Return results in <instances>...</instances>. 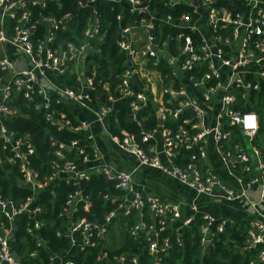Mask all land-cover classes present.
I'll return each instance as SVG.
<instances>
[{
	"label": "built area",
	"instance_id": "1",
	"mask_svg": "<svg viewBox=\"0 0 264 264\" xmlns=\"http://www.w3.org/2000/svg\"><path fill=\"white\" fill-rule=\"evenodd\" d=\"M49 1L54 0H0V46H4L0 54V168L11 182L32 191L20 201L0 195V264H24L14 237L22 218H26V231L36 236V246L47 247L39 234L47 225L41 217L43 206L37 202L40 190L51 189L61 179L78 186L81 179L99 172L125 192L104 194L114 207L101 221L84 214L92 206L88 193L79 186L69 192L59 209L66 222V249L71 245L84 249L108 243L114 247L100 250L96 257L99 264H166L164 255L172 246L184 243V231L191 230L197 218L202 219L198 230L203 246L211 242L213 228L222 231L232 222L210 212L198 214L196 200L206 195L229 205L240 200L249 204L255 214L246 220L244 246L256 247L258 252L248 264H264V213L258 209L264 202V159L253 144L259 118L254 110L242 109L250 101L249 92L264 83V70L247 67L251 61L259 63L264 57V0L163 1L174 9L181 3L189 6L180 13L160 11L152 7L151 0H76L78 6L89 8L82 35L76 40L58 38V32L63 31L76 35L70 11L54 14L35 9L45 7ZM99 4L119 8L116 44L125 54V66L110 79L101 77L97 66L87 64L88 55L101 52L106 33ZM124 10L136 17L122 25ZM164 24L188 28L197 37L180 30L175 35L169 32L164 38ZM65 72L75 75L78 88L65 84ZM99 89L105 102L94 100L92 93ZM13 93L32 102L35 110H43L45 123L56 130L85 134L84 138L62 139L52 133L55 148L53 159L47 160L53 168L50 174L40 176L32 165L37 149L30 133L16 135L4 123V119L21 114L17 106L9 104ZM130 96L131 119L142 127V140H156L148 151L134 140L133 134H111L105 120L114 114L118 101ZM147 99L158 103L156 113L162 122L167 111L174 116L188 111L174 134L163 123L153 129L144 127L145 117L139 110ZM61 103L68 109L71 105L82 108L94 121L79 118L69 109L78 120L75 123L58 106ZM166 104L175 107L169 109ZM92 123L115 143L118 151L136 159L133 167L121 169L105 160V153L90 142ZM225 125L236 126L245 144L236 142ZM208 141L234 183L226 181L209 164ZM193 145L196 149L186 156V161L176 160L181 146ZM65 150H74L80 161ZM141 167L156 168L176 177L197 196L183 202L146 193L134 181V174ZM254 187L259 190L258 200L248 195ZM185 207L192 212L186 214ZM132 210L136 212V222L128 232L133 238H144L146 260L140 253L126 251L128 248L119 237L122 228L118 221ZM56 233L62 234L61 230ZM120 245L122 249L117 248ZM27 253L29 257H40L37 249ZM63 256V252L48 249L43 264H71Z\"/></svg>",
	"mask_w": 264,
	"mask_h": 264
},
{
	"label": "trees",
	"instance_id": "2",
	"mask_svg": "<svg viewBox=\"0 0 264 264\" xmlns=\"http://www.w3.org/2000/svg\"><path fill=\"white\" fill-rule=\"evenodd\" d=\"M55 1V0H54ZM49 1L48 4L41 8L36 6L35 9L42 10L44 13L61 14L65 11H70L73 14V30L76 35H72L71 31L58 32L59 39H73L76 40V36H81L85 26V16L88 12L87 7L78 6L76 0H59V4L56 1ZM164 0H151L152 7L157 8L163 12L180 13L183 10H188L189 6L181 3L175 6L167 5ZM97 8L102 13L103 26L106 28L104 40L101 43V52L90 54L87 57L88 67L95 65L98 67L100 76L106 79H110L112 74L115 76L122 71L125 66L124 59L125 54L119 51L116 44L118 20L116 19V13L118 7H110L107 4H99ZM123 11L125 17L122 19L121 24L134 17L135 14ZM175 11V12H174ZM42 29V26H41ZM184 30L190 32L194 38L197 34L190 31L188 28H180L177 26L164 24L163 34L164 38L170 32L176 34V32ZM218 31H221L218 30ZM41 30L37 34L41 35ZM168 41L172 42V39L168 36ZM247 67L253 70H264V57L258 62L251 61L247 64ZM65 84L78 88L80 83L76 80L75 75L69 72L63 74ZM116 80V78H115ZM99 93V94H96ZM102 91L92 93L94 100L98 103L105 102L104 95H100ZM238 93H241V89H238ZM10 97L9 104L17 106L21 112L12 118L4 119V123L10 128L15 130L16 135H23L30 133L33 142L36 146L37 153L32 155V165L39 170L40 176L44 174H50L53 170L52 166L47 160L53 159V150L55 145L52 144L51 135L55 133L62 139L70 138H84L85 134L79 131H71L68 129L56 130L54 127L45 123L44 111L35 110L32 107V102L24 99L21 94L13 93ZM250 101L243 106V110H254L259 118V127L253 138V144L256 145L264 159V83L261 82L260 86L256 89H252L249 92ZM98 95V96H95ZM130 97L122 101H118L115 105V112L113 115H109L105 118L108 129L111 134L122 137L126 133L133 134L134 140L146 151L149 147L154 145L155 138L150 137L147 140H142V127L131 119V112L129 102ZM141 103V102H140ZM61 109L69 114L74 122L78 120L72 115L68 107L61 103L58 105ZM158 103L147 99L145 103H141L139 114L144 116V127L147 129H153L158 124V117L156 113ZM169 109L175 107V105H168ZM188 114V111H183L182 114L174 116L169 111L166 112L163 120V126L168 128L171 134L177 130L178 125L183 123V116ZM225 129H230L236 142L244 143L243 137L236 126L225 125ZM196 149L193 145L190 148L181 146L179 148L178 156L176 160L186 161L188 154L192 153ZM70 157L76 159L77 162L80 158L75 155L74 150H65ZM183 156V157H182ZM17 169V165H15ZM239 172V170H237ZM252 173V172H251ZM246 175L247 172H244ZM79 186V187H78ZM74 185L72 183H66L64 180H60L51 189H43L38 192L37 202L43 206V213L41 217L45 219L47 225L40 231V237L46 242L47 247L36 246V236L26 231V218H22L14 232L15 246L18 250L21 261L24 264H43V261L47 259L48 249L56 252L64 253V260L71 261V264H99L96 257L102 248L112 250L110 247L112 244L97 243L92 246H88L84 249H80L77 245H71L67 248V231L66 222L63 215L59 214V209L64 203L67 194L77 187L82 190L83 193H88L92 199V206L89 212H84L89 218H96L97 220H103L104 214L114 207V203L104 198L105 193L109 194H122L125 189L121 187H115L114 181L108 179L104 173H92L88 179H81L79 184ZM30 188L20 186L11 182L6 177V171L0 168V195L2 197H11L15 201L24 199L27 195L31 194ZM192 211L185 207V213L190 214ZM202 221L201 218H197L196 222L192 223L191 230H185L184 243L182 245L172 246L168 254L164 255L166 264H248V262L255 258L258 252L256 247L244 246L246 239V221H232L228 222L222 231H217L213 228L212 240L206 246L200 244V233L198 230V224ZM136 222V212H132L119 219L118 225L122 228V234L120 233L121 241L127 250L140 253L142 258L146 260L148 253L146 250V244L142 236L132 237L130 236L128 229ZM57 230H61L62 234L57 235ZM123 236V238H122ZM117 247V246H116ZM122 249V245L117 247ZM114 248V249H117ZM37 249L40 257H29L28 251ZM65 250H67L65 252ZM141 250H144L143 253Z\"/></svg>",
	"mask_w": 264,
	"mask_h": 264
},
{
	"label": "crops",
	"instance_id": "3",
	"mask_svg": "<svg viewBox=\"0 0 264 264\" xmlns=\"http://www.w3.org/2000/svg\"><path fill=\"white\" fill-rule=\"evenodd\" d=\"M4 50V46H0V51ZM69 109L74 111L79 118L88 119L94 121V118L88 117L89 114L82 108L74 109L70 106ZM90 132L93 135V139L90 142L96 144L103 153H105V160L118 168L126 169L133 167L136 159L131 155H125L118 151V148L111 149L108 144V137L98 127L96 123L90 125ZM160 135V132H156ZM210 148L208 149V162L215 168L216 171L228 182L234 183L226 167L218 158L216 152L212 148V143L208 141ZM9 178V177H8ZM173 180L177 181L176 183ZM134 181L138 187L143 189L148 194L156 195L164 200H179L183 202L192 201L197 195L194 190L187 188L184 184L169 174L163 173L159 169L150 167H141L137 173L134 174ZM185 186V187H184ZM248 195L251 199L258 200L259 190L258 187H254L249 190ZM217 202L216 206L210 204V201ZM198 214L203 212L214 213L217 216L224 217L232 221L244 222L255 213L249 204L245 200H240L232 204L223 203V201L208 199L206 195H201L197 200ZM259 211L264 213V202L258 205ZM264 247V244L262 245Z\"/></svg>",
	"mask_w": 264,
	"mask_h": 264
},
{
	"label": "rangeland",
	"instance_id": "4",
	"mask_svg": "<svg viewBox=\"0 0 264 264\" xmlns=\"http://www.w3.org/2000/svg\"><path fill=\"white\" fill-rule=\"evenodd\" d=\"M0 54H2V51H0ZM71 106H73L74 107V109H76L77 107L76 106H74V105H71ZM108 139V138H107ZM108 141V144H109V146H110V148L111 149H114V148H116V145H115V143L113 142V141H111V140H107ZM7 176H8V172H7ZM173 182L174 183H176V185H177V181H175V180H173ZM181 183V182H180ZM185 187V186H184ZM188 188V187H187ZM189 189H191V188H189ZM213 200H211L210 201V204H212V205H214V206H216L218 203L217 202H212Z\"/></svg>",
	"mask_w": 264,
	"mask_h": 264
},
{
	"label": "water",
	"instance_id": "5",
	"mask_svg": "<svg viewBox=\"0 0 264 264\" xmlns=\"http://www.w3.org/2000/svg\"><path fill=\"white\" fill-rule=\"evenodd\" d=\"M193 1H195V0H193ZM158 123H159V124H162V120H161L160 118L158 119ZM207 243H208V242H207ZM207 243L205 244V246L207 245Z\"/></svg>",
	"mask_w": 264,
	"mask_h": 264
}]
</instances>
